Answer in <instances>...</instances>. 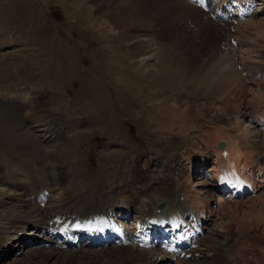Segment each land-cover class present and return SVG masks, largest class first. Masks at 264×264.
Wrapping results in <instances>:
<instances>
[{
    "label": "rangeland",
    "instance_id": "1",
    "mask_svg": "<svg viewBox=\"0 0 264 264\" xmlns=\"http://www.w3.org/2000/svg\"><path fill=\"white\" fill-rule=\"evenodd\" d=\"M224 1L243 0H213L206 3L208 9L185 0L204 14L182 7L186 10L181 8L182 16L176 13L180 7L176 0H0V189L39 184L50 192V207L62 217L67 201L77 196L79 215L83 216L90 214L93 206L89 201L97 199V191L115 188L118 195H128L131 190L180 179L182 186L198 193L201 206L212 210L209 228L201 238L216 237L222 243L227 238L232 253L242 242L244 249L240 250L244 252L237 258L240 264H264V186L241 200L221 197V207L226 209H219L218 193L209 174L211 156L204 166L195 165L201 170L197 174L178 165L170 170L165 167L168 161L176 163L181 158L198 162L202 159L200 151L194 148L186 155L185 145L201 141L199 130L206 126L226 124L235 130L249 129L247 136H254L256 141L254 153L264 164V135L256 132L264 128V122L256 125L252 112L264 114L260 109L264 106L259 104L264 94L258 98L264 93V3L253 0L251 12L243 17L219 20L216 11ZM117 9L124 14L120 24L109 17ZM143 38L149 50L141 53L144 58L140 60L132 47ZM210 78L231 86L219 84L226 89L213 88L210 92ZM25 85L34 87L18 91ZM48 90L55 92L52 98ZM44 91L56 102L52 117L57 124L22 119L19 115L27 114L26 107L20 111L16 105ZM49 125L55 127V133ZM208 179L212 187L204 184ZM203 195L210 197L208 203ZM15 198L17 202V197H3L0 212ZM15 207L31 209L29 204ZM127 218L125 228L131 231L137 221ZM222 225L230 227L220 236ZM9 231L0 224V238L4 239L0 240V250L6 247L0 252V264H28L32 250L50 249L53 244L48 232L27 227L19 241L17 231ZM82 237L79 247L88 252L124 250L128 246V242H111L91 248L85 245L89 238ZM64 238L65 234H59L56 240L63 243ZM191 248L203 249V245L196 242ZM209 251L204 250L209 257L200 253L190 256L189 263L211 264L215 258ZM58 260L52 256L49 264H58Z\"/></svg>",
    "mask_w": 264,
    "mask_h": 264
},
{
    "label": "bare ground",
    "instance_id": "2",
    "mask_svg": "<svg viewBox=\"0 0 264 264\" xmlns=\"http://www.w3.org/2000/svg\"><path fill=\"white\" fill-rule=\"evenodd\" d=\"M181 1L184 2L183 5H181L179 3V1L176 0V3L180 6V7L176 8V13L179 16L182 13L181 12L182 7L187 8V11H189L190 13H192L194 11L199 15L204 14L202 9H199L192 4L185 2V0H180V2ZM247 3H248V1H247ZM263 3H264V0H263ZM122 9L125 11L127 10V8L126 9L122 8ZM228 9L233 14L232 6H228ZM239 9L240 8L235 9V12ZM183 10H185V9H183ZM198 10H200V11H198ZM115 11L110 13L109 17L112 18L115 23L120 24L121 19L123 18L124 14H122L120 9H117L116 12ZM185 12H186V10H185ZM241 12L242 11H240V12L237 11L235 13V15L240 14ZM113 21H111V22H113ZM183 27H184V25H183ZM187 34H188V32H187ZM145 40L146 39L143 38V40L141 39V41L140 40L136 41V43L132 47V51H133L134 55H137L138 59H140V60H142L144 58V56H142L143 54H141V53H144L145 50L147 52V49L149 48L148 45L146 44ZM177 43L180 44L181 42H177ZM169 44H170V42H169ZM175 44H176V42H175ZM179 49H180V46H179ZM145 55H146V53H145ZM141 56H142V58H141ZM225 67H226V65H225ZM222 70L225 71L224 68H222ZM226 76H228V75H226ZM231 76H232V74H231ZM231 76H228L230 81H232ZM211 78L207 84V86H208L207 88L210 89V92L213 88H214V91L217 90L218 88L226 89V86L221 87L222 84L227 85L224 82V80H222V81H218V80L216 81L215 80L214 81L213 79L211 80ZM236 78L239 80L238 76ZM225 81L227 82V80H225ZM235 81H237V80H235ZM219 84H221V86ZM228 85L231 86V84H228ZM255 86H257V85H255ZM257 90H259V89H257ZM224 94H225V92H224ZM263 94L264 93H260V95L258 94V98H259V96L260 97L263 96ZM259 100H260L259 104H261V101L264 102V96L261 97ZM252 102H254V100ZM260 109L264 113V110H263L264 108L260 107ZM252 112H253L254 120L257 123L256 125H259L262 121L264 122V114H262L260 112H256L254 110ZM19 116L22 117V119H24V120L28 119V120H32L34 122H36L38 120L36 116L31 117V118H27L25 115H19ZM40 117H41V114L38 116V118H40ZM183 122H184V120H183ZM49 129H52V132H51L52 134L56 132V130H54L55 129L54 126H50ZM221 130H224V131H221ZM199 131H200L199 137L202 138V140L199 142H191L194 145L193 147H189L190 145L192 146L191 143H190V145H188L186 147L188 151H191L192 149L196 148L200 151L201 154H203L202 159L198 160L197 165L199 163V165L204 166L205 163L208 162V158H209L208 155H211L213 158V161H212L213 165L209 169V174H211L215 180H217V177L219 175H224V176L229 175L230 177L233 175H238L242 178V180L247 185L251 186L253 188V190L263 189V186H264V164H261L260 161H258V159H259V158L257 159L258 155L256 156V153H254L253 149H254V145L256 144L255 143L256 141H255V139H253L254 136H252V137L250 136L251 138H249L247 136V133H250L249 129H246L245 131L240 130V129L235 130V129H233V127H230L229 125L226 124V125L215 126V127L206 126V129L204 128V129H201ZM256 132L259 133L260 136L264 135V128L260 127L258 129H256ZM259 135H257V136L259 137ZM220 141H222L224 143V147L222 149L218 147V142H220ZM249 147H252V150ZM183 152H185V151H183ZM177 157L178 156L176 155L175 159L179 158V157L178 158ZM15 164H13V165H15ZM189 167H191L190 164L188 165V168ZM197 167H199V166H197ZM254 168H256V169L254 170ZM192 169H193V166H192ZM199 170L197 168H195L193 173L197 174L199 172ZM181 171H183V170H181ZM184 171H185V169H184ZM184 171H183V173H184ZM190 171H191V169H190ZM175 173L177 174V172H175ZM179 173H182V172H179ZM179 175H181V174H179ZM0 178H3V176L1 175ZM207 178H208V176H207ZM179 180H171L165 185L161 184V186L156 185V186L150 187V188L147 187V189L140 190V191L131 190V191H129L128 195H127V193H126V195H124V194L118 195V194H120V192H118V190H114L115 188L110 189V190L108 189L111 193H109L108 190L97 191L96 195L94 196L97 199L94 201L93 200L89 201L90 203H92L93 209L92 208L89 209L90 214L88 213L89 217H87V218H84L86 213L84 215L82 213H80L83 216L79 215V211L81 209L79 210V208L77 207V202H79L80 198L77 196L74 200L67 201L66 206L61 204L60 209H62V205L64 206V208L61 210L62 214H63V217H62L61 214H57L58 212L57 213L54 212V210L56 209L55 207L54 208L50 207L53 205V204L52 205L50 204L52 202V201H50V198H49L50 192L46 191V189H41L39 184H36V186H30V187H15L16 189L15 188H13V189H0V204L3 203L2 202L3 197H6V198L7 197L8 198L9 197H17V202H16V198H15L14 202L11 201V202H13L11 205L7 204L9 206L6 205L7 207H5V206L3 207L4 210L2 212H0V224L5 225L8 228V230L10 229L9 232H11V231L16 232L17 231V233L19 234V237L17 238V240H19V241H21L23 239V237H25L24 231L27 227H31L34 232H48L52 235L50 238L48 237L51 240V242L53 243L51 245L50 249H45V247L44 248L39 247L37 249H34V251L32 250L31 254L29 255L32 257H27L28 264H49V260H51L52 256H56V258L58 256V258H59V260L57 262L58 264H116V263H118V264H172L170 262L172 259H176V261L181 263V264H190L188 258H191V257H189V256H196L200 253L203 256L209 257L210 255L208 253H204V250H207V251L210 250L213 252L214 257H212V258H215V260H213L212 263H214V261H216L214 264H240V261L237 260V258L240 256L239 252L243 251V250H240L243 247H241L242 242H241V238H239L240 237L239 234L238 235L235 234V235H237V237L239 236L238 239L235 237L234 238L236 240L240 239L241 243H238V244H240L241 246L237 245V247H235L236 249L234 248L236 250L235 253H234V251H233V253L231 251L228 252L227 247L229 245V243H228L229 241L227 240V238H226L225 242L222 243L221 241H218L216 239V237H207V239H205L206 237L205 238H199L198 244L203 245L204 250L197 248V249H191L190 251H184L185 248L184 249L178 248L177 251L173 254H169V253L165 252L164 250H161L159 252H155V251L152 252L153 249L145 250V249H141L139 246L136 247V244H137L136 238L138 237V235L142 234V236H146V237L160 236L159 235L160 229H158L156 231V224L159 223L160 225L158 226V228H162V229H166V227L167 228L172 227L171 226L172 224L177 226L179 220L175 221V218L176 219L184 218L185 215H182V212H184V211H190V215L195 216L198 220L205 219V215L208 218V222L210 220H212V210H210V207L201 206V200H200L201 198L199 197L198 193L197 192L194 193L191 190L182 186L181 183L179 182ZM212 182L210 179H208L205 181L204 184H207L209 187L210 186L212 187ZM215 186H216V184H215ZM129 187L120 188L119 190H121V189L125 190V189H128ZM132 187L136 188L135 186H132ZM116 189H118V188H116ZM136 189H138V188H136ZM10 190H13V191H10ZM206 191L208 192V190H206ZM64 192H66V191H64ZM70 192H72V191H70ZM176 192H179L178 195L183 196L182 201L175 198ZM80 194L78 196H80ZM94 194H95V192H94ZM209 194L211 195V192ZM84 195L86 196V194H84ZM23 196H27V199L22 198ZM94 197L92 199H94ZM257 197H259V196H257ZM82 198H84V197H82ZM72 199H73V197H72ZM204 199H205V202L208 203V201L210 200V197L205 195ZM223 199L226 200V198H223ZM239 200H241V199H239ZM95 201H97V202L95 203ZM221 201H222L221 196L218 195V202H220V204L217 205L218 206L217 208L220 207L219 209H224L225 207L224 208H223V206L221 207V205L224 204L223 202L221 203ZM62 202H63V200H62ZM161 202L163 203V208L161 209L160 213H157V211H155V209H157V207L161 204ZM27 203L29 204V208L31 207V209H20L19 210V209H16V207H15V204L16 205L18 204L20 207L24 208V207L28 206ZM102 205H106L108 210H104ZM90 206H91V204H90ZM91 210H93V212ZM116 210H120L121 214L116 212ZM58 211H59V209H58ZM110 216H112L113 218L116 217L117 219H120L121 217L122 218L132 217L134 221H137V225L135 226V228L132 231H129L125 227H123V229L125 230L127 239H130L132 244L128 245L126 247V249H124V250L118 249V250H110L108 252H104L105 249L92 250L89 252L82 250V248L79 247V241L76 240L78 237L86 235L90 239L88 241V243L92 244L95 240H97L98 238L100 239V237H103L105 234H110L112 236H114L116 233L119 234V232H120L119 227H121L123 225L122 224L123 222H118L117 220L115 222H113L112 220H110ZM162 217H164V218H162ZM83 218H84V221H82ZM163 220L166 222H170V223H166ZM68 221H70V223ZM225 223L226 222H224V224ZM148 224H150V227H152V234H147L144 231L146 229V227L148 226ZM209 224H210V222H209ZM236 224H238V223H236ZM241 224H240V226H242ZM206 225H204L202 228L206 229L207 228ZM243 225H244V223H243ZM231 226H233V225H231ZM238 226H237V228H238ZM221 227L222 228L218 232V235H220V236L222 233L228 231L230 226L222 225ZM11 228H13L14 231ZM223 228H225V229L223 230ZM248 228H250V227L248 226ZM238 229H242V227H240ZM180 230H181V227H180ZM240 231H242V230H239V232ZM236 232H238V231L236 230ZM74 233H77L78 235H76V237L71 236ZM113 233H115V234H113ZM122 233H124V232H122ZM59 234H65V238H64L65 240L63 243H60L61 241L58 242L56 240V238ZM227 234H231V232L230 233L227 232ZM69 236H71V237H69ZM242 236H244V235H242ZM189 237H190V235H189V233H187L186 239L188 240ZM248 237L250 239V236H248ZM4 238H6V237H4ZM244 238H245V236H244ZM230 239H232V238H230ZM0 240H4L3 237H1ZM185 241L186 240L182 241V243H185ZM141 242H142V240H141ZM55 243H58L57 247L55 246ZM71 243H72V246H71ZM116 243L119 245L122 244V242L119 240H117ZM6 245H8V244H6ZM233 245H234V243H233ZM91 246H93V245H91ZM94 246H96V245L94 244ZM76 247H78V248H76ZM205 247L207 249H205ZM5 248L6 247H3V250H0V252H4ZM8 248H9V245H8ZM67 248H70V250ZM93 248H95V247H93ZM0 249H2V247ZM10 250H11V248H9V250L6 252H9ZM74 250H82V251H77L76 253H74L75 252ZM231 250H233V249H231ZM71 251H74V252H71ZM144 251H146L147 253L145 254ZM63 253H64V255L62 256ZM104 257H107V258L104 259ZM112 261H115V262L112 263ZM53 264H55V263H53Z\"/></svg>",
    "mask_w": 264,
    "mask_h": 264
},
{
    "label": "crops",
    "instance_id": "3",
    "mask_svg": "<svg viewBox=\"0 0 264 264\" xmlns=\"http://www.w3.org/2000/svg\"><path fill=\"white\" fill-rule=\"evenodd\" d=\"M32 87H34V86H32ZM37 98H39V97H37ZM26 108H27V112L28 113L29 112H34V113L37 112V108H39V110H40V106H38L37 104L33 105V102L31 100L28 101V104H27Z\"/></svg>",
    "mask_w": 264,
    "mask_h": 264
},
{
    "label": "water",
    "instance_id": "4",
    "mask_svg": "<svg viewBox=\"0 0 264 264\" xmlns=\"http://www.w3.org/2000/svg\"><path fill=\"white\" fill-rule=\"evenodd\" d=\"M220 146H221V147L223 146V143H222V142H220Z\"/></svg>",
    "mask_w": 264,
    "mask_h": 264
}]
</instances>
